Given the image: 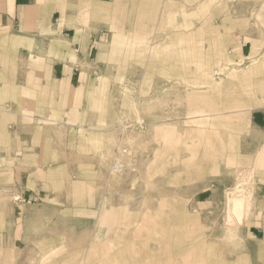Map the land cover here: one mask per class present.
Returning <instances> with one entry per match:
<instances>
[{
    "label": "rangeland",
    "instance_id": "1",
    "mask_svg": "<svg viewBox=\"0 0 264 264\" xmlns=\"http://www.w3.org/2000/svg\"><path fill=\"white\" fill-rule=\"evenodd\" d=\"M26 3L0 5V264H264V0Z\"/></svg>",
    "mask_w": 264,
    "mask_h": 264
},
{
    "label": "crops",
    "instance_id": "2",
    "mask_svg": "<svg viewBox=\"0 0 264 264\" xmlns=\"http://www.w3.org/2000/svg\"><path fill=\"white\" fill-rule=\"evenodd\" d=\"M27 0H0V5L3 3H7L10 6V11H12L13 7L19 8L20 14L19 17L22 19L25 14L24 9L27 7ZM6 48L10 49L13 47L14 43H21L18 39H13L12 37L6 38ZM74 58L73 61H68L65 57V61L63 62L62 58L63 56H57V61L53 62L50 69L49 79L50 85L53 83V80L55 81V84L57 85V89L63 86L66 90L74 89L75 88V82H78L80 79V69L79 66L82 63L83 60H87L91 57L92 51H93V44H91V38L82 36L81 38L74 40ZM1 48V46H0ZM19 54H23V48L17 47ZM39 51L41 49L39 48ZM61 57V58H60ZM49 83L47 84L45 81L39 79L38 81V88H51ZM59 91L55 92L54 100H57L56 94L58 95ZM40 97L42 98L45 94L39 92ZM45 95L46 100H50V94ZM255 122L258 123H264V118L260 116L259 114H256L253 118Z\"/></svg>",
    "mask_w": 264,
    "mask_h": 264
},
{
    "label": "bare ground",
    "instance_id": "3",
    "mask_svg": "<svg viewBox=\"0 0 264 264\" xmlns=\"http://www.w3.org/2000/svg\"><path fill=\"white\" fill-rule=\"evenodd\" d=\"M264 141V140H263ZM233 192H227L226 198L229 210L235 214L236 219L242 221V213L244 210V199L235 197Z\"/></svg>",
    "mask_w": 264,
    "mask_h": 264
},
{
    "label": "built area",
    "instance_id": "4",
    "mask_svg": "<svg viewBox=\"0 0 264 264\" xmlns=\"http://www.w3.org/2000/svg\"><path fill=\"white\" fill-rule=\"evenodd\" d=\"M127 150H123V154L126 153ZM122 164H123V159L122 157H118L115 159V161L113 162V165H112V171L114 173H118L121 171L122 169Z\"/></svg>",
    "mask_w": 264,
    "mask_h": 264
}]
</instances>
